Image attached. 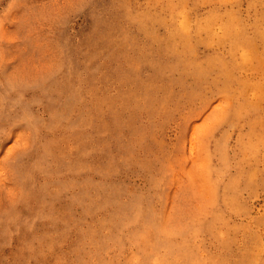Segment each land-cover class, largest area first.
<instances>
[{
	"label": "rangeland",
	"instance_id": "1",
	"mask_svg": "<svg viewBox=\"0 0 264 264\" xmlns=\"http://www.w3.org/2000/svg\"><path fill=\"white\" fill-rule=\"evenodd\" d=\"M0 264H264V0H0Z\"/></svg>",
	"mask_w": 264,
	"mask_h": 264
}]
</instances>
